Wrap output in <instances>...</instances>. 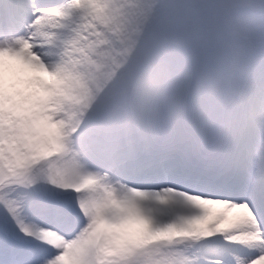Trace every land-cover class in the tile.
Listing matches in <instances>:
<instances>
[{"label": "snow or ice", "instance_id": "6c2138e0", "mask_svg": "<svg viewBox=\"0 0 264 264\" xmlns=\"http://www.w3.org/2000/svg\"><path fill=\"white\" fill-rule=\"evenodd\" d=\"M125 2L0 0V264H264V0Z\"/></svg>", "mask_w": 264, "mask_h": 264}, {"label": "rangeland", "instance_id": "374dc122", "mask_svg": "<svg viewBox=\"0 0 264 264\" xmlns=\"http://www.w3.org/2000/svg\"><path fill=\"white\" fill-rule=\"evenodd\" d=\"M80 1V0H79ZM72 0L73 3L79 2ZM102 1V0H101ZM107 3L101 7L100 12H106V15L96 16L93 7L87 8L80 14H77L76 25L79 28L75 45L77 48L72 50V57L76 60L73 63L74 68L86 60V51L93 48H101L107 43L110 36L118 33L123 27V22L128 15H132L130 5H126L125 0H105ZM99 3L100 0H98Z\"/></svg>", "mask_w": 264, "mask_h": 264}, {"label": "bare ground", "instance_id": "6f19581e", "mask_svg": "<svg viewBox=\"0 0 264 264\" xmlns=\"http://www.w3.org/2000/svg\"><path fill=\"white\" fill-rule=\"evenodd\" d=\"M100 2H102V4L99 3L98 0H80L78 2V4L72 2L71 5H70V12H71L72 15L77 17L78 16L77 14H80L82 11H85L89 7H93L94 10H95L96 16L100 17V15L101 16L102 15H106V12H100V11H101V7H104V5H106L107 2L105 0H102V1L100 0ZM76 31L78 33V36H80L79 35V28L77 27V25H76ZM75 37H77V35ZM75 42H77L76 38L70 44V46L68 47V49L66 51V55H67V57L69 59V62H70L72 67H74L73 63L76 62V60H77V59L75 60L72 57V50L78 47V46L75 45Z\"/></svg>", "mask_w": 264, "mask_h": 264}]
</instances>
